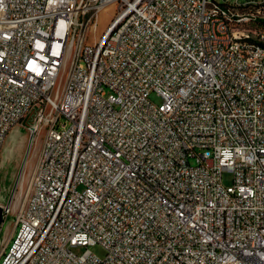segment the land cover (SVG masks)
<instances>
[{
  "label": "built area",
  "instance_id": "built-area-1",
  "mask_svg": "<svg viewBox=\"0 0 264 264\" xmlns=\"http://www.w3.org/2000/svg\"><path fill=\"white\" fill-rule=\"evenodd\" d=\"M250 1L0 0V165L36 127L0 264H264V41L207 22Z\"/></svg>",
  "mask_w": 264,
  "mask_h": 264
},
{
  "label": "rangeland",
  "instance_id": "rangeland-1",
  "mask_svg": "<svg viewBox=\"0 0 264 264\" xmlns=\"http://www.w3.org/2000/svg\"><path fill=\"white\" fill-rule=\"evenodd\" d=\"M115 11H116L115 8H112V9H108L103 14L102 23L100 25L99 32H103L106 29L108 24L111 22L112 17L115 15ZM256 26L257 28L264 27V21H260V23H258ZM150 99L157 104H160L162 102V98L156 92L151 93ZM12 141L13 140L11 139L10 145L12 144ZM28 145H29L28 132H24V134L20 136L13 151L11 146L8 145V141L6 140L5 142L4 145L5 148L3 149L2 152V163L0 167V179L2 184L3 194L5 196L4 202H7L9 199L11 190L14 187L16 179L19 175L21 165L23 163V158L27 151ZM8 151H12L11 153L12 158L10 159H8V156H10V154H8ZM30 156H33V150ZM30 162L27 164V167L30 165ZM192 163H194V160H192ZM30 171L31 169H25V176H30ZM233 178H234V173L231 170H224L222 174V181L225 186L231 185L233 183ZM15 220H16L15 215H10L6 217L2 215V222L0 223V254L3 251V248L6 246L8 242V238L12 234L15 228ZM90 249L94 254H96L101 258H103L106 254L105 248L100 244L93 245L90 247ZM74 250L76 253L81 254L85 250V247L78 246L75 247Z\"/></svg>",
  "mask_w": 264,
  "mask_h": 264
},
{
  "label": "bare ground",
  "instance_id": "bare-ground-1",
  "mask_svg": "<svg viewBox=\"0 0 264 264\" xmlns=\"http://www.w3.org/2000/svg\"><path fill=\"white\" fill-rule=\"evenodd\" d=\"M233 3H240L241 0H231ZM232 14H254L229 18V13H216L207 15L208 29L217 28V20H224L225 26L230 29H244V34L237 37V44L246 45L241 47H232V42H223V49L229 51L231 57H239L246 66L258 64V55L251 54L250 49H258L259 41H264V27L257 28L260 21H264V4L260 0L250 1V7L232 6ZM256 15V16H255ZM256 33V38L255 37ZM260 88L264 91V64L259 65ZM29 137H36V127L27 129ZM11 131H8V136ZM33 148H27L26 156H30ZM33 176V169L30 171ZM19 176L16 179L14 187L18 184Z\"/></svg>",
  "mask_w": 264,
  "mask_h": 264
},
{
  "label": "water",
  "instance_id": "water-1",
  "mask_svg": "<svg viewBox=\"0 0 264 264\" xmlns=\"http://www.w3.org/2000/svg\"><path fill=\"white\" fill-rule=\"evenodd\" d=\"M24 132H26V130L24 131V129H22V128H18V129H15V130L9 135L7 141H8V145L11 146L12 151H13V149H14L16 143L18 142V139L20 138V136H22V134H24ZM11 139H12L13 141H12V144L10 145V141H11ZM4 148H5V147H4ZM4 148H3V149H4ZM8 150H9V149H8ZM12 151H8V154H10V156H8V159L12 158V155H11ZM2 152H3V151H2ZM1 163H2V161H1ZM0 167H1V165H0ZM4 200H5V196H4V194H3V189H2V194H1V199H0V201H1L2 203H5ZM1 222H2V213H1V210H0V223H1Z\"/></svg>",
  "mask_w": 264,
  "mask_h": 264
},
{
  "label": "trees",
  "instance_id": "trees-1",
  "mask_svg": "<svg viewBox=\"0 0 264 264\" xmlns=\"http://www.w3.org/2000/svg\"><path fill=\"white\" fill-rule=\"evenodd\" d=\"M8 247L6 248V251H7Z\"/></svg>",
  "mask_w": 264,
  "mask_h": 264
}]
</instances>
